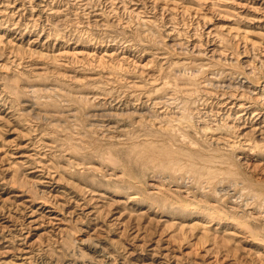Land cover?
Here are the masks:
<instances>
[{"label": "rangeland", "instance_id": "rangeland-1", "mask_svg": "<svg viewBox=\"0 0 264 264\" xmlns=\"http://www.w3.org/2000/svg\"><path fill=\"white\" fill-rule=\"evenodd\" d=\"M0 37V264H264V0H0Z\"/></svg>", "mask_w": 264, "mask_h": 264}, {"label": "bare ground", "instance_id": "bare-ground-1", "mask_svg": "<svg viewBox=\"0 0 264 264\" xmlns=\"http://www.w3.org/2000/svg\"><path fill=\"white\" fill-rule=\"evenodd\" d=\"M6 22V21H5ZM1 38V37H0ZM192 63V62H191ZM190 65V64H189ZM203 68V67H202ZM193 71V70H192ZM200 71V70H199ZM189 72V71H188ZM194 73V72H193ZM194 77V76H193ZM212 84V83H211ZM255 102V101H254ZM250 105V104H249ZM257 113V112H256ZM182 119V118H181ZM192 151V150H191ZM112 161V160H111ZM116 162V161H115ZM115 162H112V164H114ZM116 164V163H115ZM207 167V166H206ZM205 169V168H204ZM208 169V168H207ZM198 170H199V168H198ZM209 170V169H208ZM196 171V170H195ZM210 171V170H209ZM211 172V171H210ZM214 172V171H213ZM214 174V173H213ZM197 175V174H196ZM203 175V174H202ZM207 175V174H206ZM216 175V174H215ZM209 176V175H208ZM212 177V176H211ZM210 178V177H209ZM213 178L215 179V176H213ZM179 182V181H178ZM209 182V181H208ZM212 183V182H211ZM201 190V189H200ZM227 190V189H226ZM178 191V190H177ZM180 194V193H179ZM191 194V193H190ZM152 195V194H151ZM178 195V194H177ZM162 196H164V195H162ZM179 197V196H178ZM183 197V196H182ZM164 198H166V197H164ZM159 199V198H158ZM163 199V198H162ZM40 200V199H39ZM164 200V199H163ZM189 200V199H188ZM197 200V199H196ZM44 202V201H43ZM46 202H48V201H46ZM197 202V201H196ZM50 203V202H49ZM199 203V202H198ZM183 204V203H182ZM189 204H193V202L192 203H189ZM188 204V205H189ZM208 204V203H207ZM210 204V203H209ZM185 205H187V204H185ZM193 206V205H192ZM195 206H197V205H195ZM201 206V205H200ZM183 207V206H182ZM194 207V206H193ZM210 207V206H209ZM186 208V207H185ZM183 209V208H182ZM192 209V208H191ZM196 209V208H195ZM209 209V208H208ZM202 210V209H201ZM186 211V210H185ZM184 211V212H185ZM188 211V210H187ZM212 211V210H211ZM213 212V211H212ZM217 212V211H216ZM206 213V212H205ZM209 213V212H208ZM208 213H206L205 215H207ZM211 213V212H210ZM214 214V213H213ZM219 214V213H218ZM183 215V214H182ZM200 215V214H199ZM209 215V214H208ZM215 215H217L216 213H215ZM210 216V215H209ZM233 218V217H232ZM235 220H236V218H235ZM238 220V219H237ZM242 220V219H241ZM234 221V220H233ZM244 221V220H243ZM241 222V221H240ZM246 222V221H245ZM238 223V222H237ZM242 223V222H241ZM240 224V223H239ZM238 224V225H239ZM242 225H244V224H242ZM246 225H248L247 224V222H246ZM246 225H244L245 226V228H246ZM251 227V226H250ZM249 228V227H248ZM252 229V228H251ZM247 230V229H246ZM249 230V229H248ZM253 230V229H252ZM254 231H255V229H254ZM250 235V234H249ZM257 237V236H256ZM258 238V237H257Z\"/></svg>", "mask_w": 264, "mask_h": 264}]
</instances>
